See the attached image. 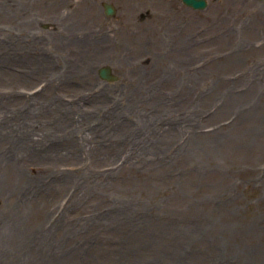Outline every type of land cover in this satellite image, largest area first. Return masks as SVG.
<instances>
[{"label":"rangeland","instance_id":"rangeland-1","mask_svg":"<svg viewBox=\"0 0 264 264\" xmlns=\"http://www.w3.org/2000/svg\"><path fill=\"white\" fill-rule=\"evenodd\" d=\"M124 4L0 0V264H264V0Z\"/></svg>","mask_w":264,"mask_h":264},{"label":"flooded vegetation","instance_id":"flooded-vegetation-1","mask_svg":"<svg viewBox=\"0 0 264 264\" xmlns=\"http://www.w3.org/2000/svg\"><path fill=\"white\" fill-rule=\"evenodd\" d=\"M126 1L128 0H98V4H99L100 10L102 11L103 15L107 17L111 16V15H108L107 13V8H106L107 5H110L113 9L112 15L115 14L119 10H121L122 12L124 11V13L128 15V12H129L128 8H131V7H129L127 4H124ZM166 2H167V5L169 6H173V3L180 2L181 4L185 5L192 11L198 10L192 5L186 4L183 0H166Z\"/></svg>","mask_w":264,"mask_h":264},{"label":"water","instance_id":"water-1","mask_svg":"<svg viewBox=\"0 0 264 264\" xmlns=\"http://www.w3.org/2000/svg\"><path fill=\"white\" fill-rule=\"evenodd\" d=\"M188 4H192L194 7L198 8H204L206 6V0H184ZM108 11H111V9L108 8ZM98 75L102 79H113L114 76L111 74L110 67L108 65L100 66L97 70Z\"/></svg>","mask_w":264,"mask_h":264},{"label":"bare ground","instance_id":"bare-ground-1","mask_svg":"<svg viewBox=\"0 0 264 264\" xmlns=\"http://www.w3.org/2000/svg\"><path fill=\"white\" fill-rule=\"evenodd\" d=\"M138 87H139V85L136 87V89H138ZM145 124V126H146V129H147V131H154V128H155V126L153 125V122L152 121H150L149 120V122H146V123H144ZM124 134V133H123ZM138 135V134H137ZM124 136V138H126L127 137V135H123ZM139 136V135H138ZM149 140H152V139H149ZM148 140V141H149ZM138 141H140V142H145V140L143 139V137H141V136H139V137H136V133H132V142H138ZM156 144V143H155ZM157 146V145H156ZM79 188H80V186H79Z\"/></svg>","mask_w":264,"mask_h":264}]
</instances>
